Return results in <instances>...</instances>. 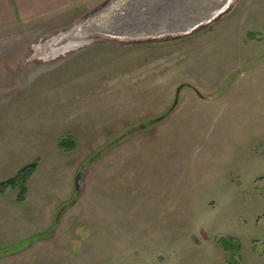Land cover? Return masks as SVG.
<instances>
[{
  "label": "rangeland",
  "instance_id": "374dc122",
  "mask_svg": "<svg viewBox=\"0 0 264 264\" xmlns=\"http://www.w3.org/2000/svg\"><path fill=\"white\" fill-rule=\"evenodd\" d=\"M108 3L0 36V264H264V0L149 40Z\"/></svg>",
  "mask_w": 264,
  "mask_h": 264
},
{
  "label": "water",
  "instance_id": "95a60500",
  "mask_svg": "<svg viewBox=\"0 0 264 264\" xmlns=\"http://www.w3.org/2000/svg\"><path fill=\"white\" fill-rule=\"evenodd\" d=\"M196 1L111 0L108 5L118 11L105 23L108 30L103 33L136 40L186 36L212 23L233 3V0H208L214 2L208 8L204 4L196 5Z\"/></svg>",
  "mask_w": 264,
  "mask_h": 264
},
{
  "label": "crops",
  "instance_id": "0c3cea01",
  "mask_svg": "<svg viewBox=\"0 0 264 264\" xmlns=\"http://www.w3.org/2000/svg\"><path fill=\"white\" fill-rule=\"evenodd\" d=\"M111 0H0V36L22 29L41 28L50 32L67 27L97 11ZM50 30V31H48Z\"/></svg>",
  "mask_w": 264,
  "mask_h": 264
},
{
  "label": "trees",
  "instance_id": "16d2710c",
  "mask_svg": "<svg viewBox=\"0 0 264 264\" xmlns=\"http://www.w3.org/2000/svg\"><path fill=\"white\" fill-rule=\"evenodd\" d=\"M37 164H31L21 170L16 177L13 179L3 182L0 184V191L4 192L5 190L9 188L13 189H19V195H18V201L20 203L24 202L25 196L27 194V183L30 180V178L33 176L35 170H36Z\"/></svg>",
  "mask_w": 264,
  "mask_h": 264
}]
</instances>
